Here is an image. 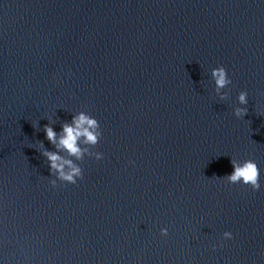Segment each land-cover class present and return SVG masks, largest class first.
I'll use <instances>...</instances> for the list:
<instances>
[{
	"label": "water",
	"instance_id": "water-1",
	"mask_svg": "<svg viewBox=\"0 0 264 264\" xmlns=\"http://www.w3.org/2000/svg\"><path fill=\"white\" fill-rule=\"evenodd\" d=\"M78 111L104 156L53 187L31 146ZM231 158L259 190L222 179ZM0 259L264 264V0H0Z\"/></svg>",
	"mask_w": 264,
	"mask_h": 264
},
{
	"label": "clouds",
	"instance_id": "clouds-1",
	"mask_svg": "<svg viewBox=\"0 0 264 264\" xmlns=\"http://www.w3.org/2000/svg\"><path fill=\"white\" fill-rule=\"evenodd\" d=\"M211 80L214 82L213 91L221 101L229 96L227 90L231 84L227 70L223 65L213 67L210 71ZM237 105L233 107V115L237 118H244L248 112L246 105L248 104V92L241 90L236 96ZM56 115V113H55ZM47 124L43 125L45 139L53 146V149L46 148L43 140L36 143L37 151L45 158L48 166L49 183L55 187L58 181L75 184L78 179L82 178L83 171L78 163L86 156L94 157L96 160L103 159L104 154L100 151H94V146L102 136L99 121L95 116L85 111L72 113L71 119L62 121L59 131H56L53 125L56 120L52 116L46 117ZM231 173L222 177L229 184L250 185L253 190L261 188L260 170L258 164L253 159L238 160L231 158ZM160 234L166 236L168 234L167 227L160 228ZM231 231H224L222 238L226 240L232 239ZM213 248L217 245L213 244ZM0 264H5L0 259Z\"/></svg>",
	"mask_w": 264,
	"mask_h": 264
}]
</instances>
